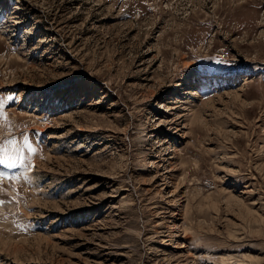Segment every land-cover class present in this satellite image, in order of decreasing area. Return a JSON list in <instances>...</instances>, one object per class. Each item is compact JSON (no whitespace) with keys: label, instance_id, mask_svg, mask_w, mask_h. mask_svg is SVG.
<instances>
[{"label":"rangeland","instance_id":"obj_1","mask_svg":"<svg viewBox=\"0 0 264 264\" xmlns=\"http://www.w3.org/2000/svg\"><path fill=\"white\" fill-rule=\"evenodd\" d=\"M2 98L0 264H264V0H0Z\"/></svg>","mask_w":264,"mask_h":264},{"label":"snow or ice","instance_id":"obj_2","mask_svg":"<svg viewBox=\"0 0 264 264\" xmlns=\"http://www.w3.org/2000/svg\"><path fill=\"white\" fill-rule=\"evenodd\" d=\"M9 98L0 99V117H4L6 119L5 113L3 111L4 104L6 100ZM25 149L29 152H35L36 149L33 148L29 142L27 135L24 136L23 140L17 142L14 138H0V166H4L8 169H17L18 167H24L27 171H31V166L25 164V156L23 155ZM19 177L16 175L8 176L3 172H0V181L4 179H12L16 180ZM25 179H27L25 177ZM3 189H0L2 192ZM5 201L0 200V204H4Z\"/></svg>","mask_w":264,"mask_h":264}]
</instances>
